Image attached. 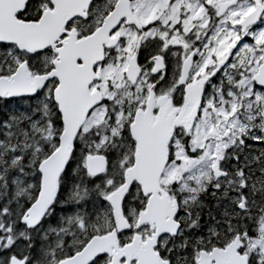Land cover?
Here are the masks:
<instances>
[{"label": "snow or ice", "instance_id": "1", "mask_svg": "<svg viewBox=\"0 0 264 264\" xmlns=\"http://www.w3.org/2000/svg\"><path fill=\"white\" fill-rule=\"evenodd\" d=\"M0 264H264V0H0Z\"/></svg>", "mask_w": 264, "mask_h": 264}]
</instances>
